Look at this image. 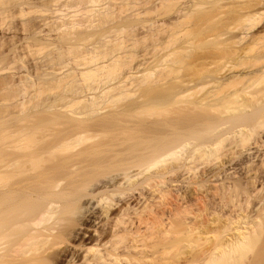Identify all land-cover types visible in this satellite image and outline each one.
<instances>
[{
    "label": "bare ground",
    "instance_id": "bare-ground-1",
    "mask_svg": "<svg viewBox=\"0 0 264 264\" xmlns=\"http://www.w3.org/2000/svg\"><path fill=\"white\" fill-rule=\"evenodd\" d=\"M211 4L235 62L196 83ZM262 40L264 0H0V264H264Z\"/></svg>",
    "mask_w": 264,
    "mask_h": 264
},
{
    "label": "rangeland",
    "instance_id": "rangeland-1",
    "mask_svg": "<svg viewBox=\"0 0 264 264\" xmlns=\"http://www.w3.org/2000/svg\"><path fill=\"white\" fill-rule=\"evenodd\" d=\"M107 1H109V0H107ZM208 1H211V0H208ZM212 1H215V0H212ZM117 2L118 1H116L114 3H117ZM211 5L210 6L213 9L215 7L214 6L215 4L214 5L211 4ZM144 7H146V5L145 6L139 5V6H137V9L141 10ZM170 7L172 8V6H170ZM171 8H168V12H166L168 14V16H170V14H171L170 12H172ZM208 8H210V7H208ZM208 8H207V11L211 10V8L210 9H208ZM218 10L215 7L213 9V11L211 10L212 12L209 11V14L206 11L205 16H207L208 19L206 18L203 20V22H201L200 27H199L200 29H199L198 33H195V34L190 36L192 38L193 42L195 40L194 46L196 45V50L195 51L193 50L194 51L193 53L197 56H194L193 58L189 57V59L187 58L188 63L186 65V62H185L184 66H182V74H183V71L186 69L185 73H187V76L189 75L191 77V78H189V77L188 78L191 79L192 81L196 82V83H199V82H202L203 80H206L207 78H209V76H211L215 73L219 74L221 72L222 67H223V69H222V73H223V71L226 67H227L226 69L230 68L232 66V63L235 62V59L231 56H229V57L227 56L228 58L225 57L224 58L225 60H222V59L220 60L218 58L221 55V54H219V53H221V51H223V50L228 51V49L230 50L228 44H226L228 47L225 45H222L218 42V38H215V37H217L218 27H219L218 30L223 29L225 31V29H227V26L229 23V22L227 23V21H224V23L226 22L224 24L225 26L224 25H221L222 27L220 26L219 22L221 24H223V22L218 21L217 18H215V16H214V14L217 13L216 11H218ZM163 12H164V10H163ZM127 13H129V11ZM212 14H213V16H212ZM143 17H144L143 19L150 20V19H153V14H149V15L146 14L145 16L143 15ZM210 17H212V18L210 19ZM181 42H182V40L179 39L177 41V43L174 44L173 46H176V45L180 44ZM173 46H171V47H173ZM194 46H193V49L195 48ZM226 47L228 48L227 50H226ZM261 48L262 49L264 48V40L260 41L253 48L252 52L254 53L256 51H259ZM166 51H167V49L166 50H160L159 49V51H157L155 55H151V54L149 55L151 57L149 60L153 64L157 63V60H159L164 55V53ZM215 58H216V60H215ZM217 59H218V61H217ZM183 67L184 68L186 67V68L184 69ZM215 71H217V72H215ZM187 76L185 75L186 79H187ZM235 83H238V82L236 81ZM234 84H232V86H234ZM228 85L230 86L231 84L228 83ZM85 179H87V180H85ZM106 179L107 178L104 175H96V176L94 175L93 177L88 176V177L84 178L83 180L89 182L88 185L92 187L95 184L101 185L103 181H107ZM111 182H113V181H111ZM118 189L121 190V187L112 188L113 192L110 193V195L113 194L112 198L119 199V195L117 194ZM67 191L72 192V188L68 189ZM136 191H138V190H136ZM114 194H116V196L118 195V197H115ZM128 203L130 205L135 204L134 200H129ZM80 205H82V201L77 202V204H73L72 203V195H69V198L65 201L66 210L62 214L63 219L58 224L55 225V230H54L55 233L53 234L52 239L45 246L46 247L45 248L46 254H50V255L55 254L58 257H60L61 255H63L65 253L66 250L68 251L71 248L73 243L79 242L74 237V231H76V229H78L80 227L79 225H82L83 222L87 223V218L90 217V216H87V213L92 215V212L94 214L93 210L98 209V206H96V204H94L93 209H91L92 208L91 205L89 206V204H88V206H89L88 207L85 204V206H83L84 207L83 210L80 207ZM88 209L92 212H89ZM116 210L117 209H115L113 212H115ZM124 261L125 260H123L121 262H124Z\"/></svg>",
    "mask_w": 264,
    "mask_h": 264
}]
</instances>
